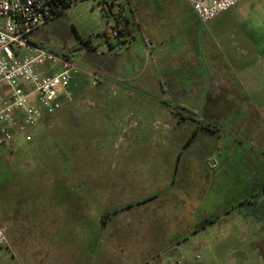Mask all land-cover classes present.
<instances>
[{
	"label": "rangeland",
	"instance_id": "obj_1",
	"mask_svg": "<svg viewBox=\"0 0 264 264\" xmlns=\"http://www.w3.org/2000/svg\"><path fill=\"white\" fill-rule=\"evenodd\" d=\"M129 1L143 32L147 12L181 3ZM98 2H77L31 35L56 54L78 49L79 63L107 77L93 86L78 71L71 104L42 119L30 142L0 147V264H264V83L245 85L229 117L208 106L199 121L135 112L134 97L114 88L127 77L113 66L123 53L105 49L114 20ZM134 49L145 63L138 33ZM192 127L219 130L184 146ZM65 203L86 207H68L59 227Z\"/></svg>",
	"mask_w": 264,
	"mask_h": 264
},
{
	"label": "crops",
	"instance_id": "obj_2",
	"mask_svg": "<svg viewBox=\"0 0 264 264\" xmlns=\"http://www.w3.org/2000/svg\"><path fill=\"white\" fill-rule=\"evenodd\" d=\"M262 5V0H243L206 24L196 19L186 0H181L173 14L147 12L146 29L141 32L154 48L145 56V63H137L132 33L127 48L110 51L123 53L113 66L117 74L127 76H117L114 88L121 97H134L135 112L156 115L174 111L181 120H188L181 116L187 110L195 120L208 106L209 116H232L235 108L229 103L247 98L244 86L264 83V16L258 22ZM192 129L191 140L203 130H219ZM68 207L82 215L86 206L65 203L59 227L69 225Z\"/></svg>",
	"mask_w": 264,
	"mask_h": 264
},
{
	"label": "built area",
	"instance_id": "obj_3",
	"mask_svg": "<svg viewBox=\"0 0 264 264\" xmlns=\"http://www.w3.org/2000/svg\"><path fill=\"white\" fill-rule=\"evenodd\" d=\"M80 1L0 0V147L19 140L30 142L32 130L42 119L71 104V83L78 71L87 73L93 86L107 77L103 71L89 68L73 56L67 58L53 53L31 39L36 30ZM186 1L196 19L206 24L243 0ZM98 6L106 16L119 22L118 28L110 29L112 40L119 37L120 31H125L128 23L132 33L136 31L141 36L145 56L150 55L154 43L143 38L129 0H99ZM130 39L127 37L112 50L104 44L105 49H125ZM209 165L214 168L216 163L211 160ZM5 245V231L0 227V250Z\"/></svg>",
	"mask_w": 264,
	"mask_h": 264
},
{
	"label": "trees",
	"instance_id": "obj_4",
	"mask_svg": "<svg viewBox=\"0 0 264 264\" xmlns=\"http://www.w3.org/2000/svg\"><path fill=\"white\" fill-rule=\"evenodd\" d=\"M66 4V5H65ZM67 3H65L64 2V7H66L67 8ZM63 12H60V13H58V15H60V14H62ZM57 15V16H58ZM56 16V17H57ZM114 20V24H113V26H112V29H116V28H118V26H119V22L116 20V19H113ZM127 22V21H126ZM121 33H120V35H119V37H117V39H115V40H112L111 38H110V35H109V33H110V31H104L101 35L103 36V42H104V44H106L108 47H109V49L110 50H112V49H114L119 43H123L124 41H125V39L127 38V37H133L132 35H131V33H132V29L130 28V27H128V23H126L125 24V31H120ZM122 38V39H121ZM83 43H84V46H87V44L83 41ZM39 46H41V45H39ZM78 51V49H72V50H69V51H67V52H63V53H61V55H63L64 57H67V58H69V57H72V56H74L75 54H76V52ZM104 57V58H103ZM101 63H105V62H107V59H105V55H102L101 54ZM186 110V109H185ZM186 114H181V116L184 118V119H188V120H194V117H193V115H192V112L191 111H187L186 110ZM209 126V125H208ZM191 136L188 138V140L186 141V143H185V145L184 146H187L189 143H190V141H191ZM217 217H214V218H212V217H209V218H204L203 220H201L197 225H196V227H195V230H194V232H197L199 229H203L206 225H208L209 223H212V222H214L215 220H217L216 219Z\"/></svg>",
	"mask_w": 264,
	"mask_h": 264
}]
</instances>
